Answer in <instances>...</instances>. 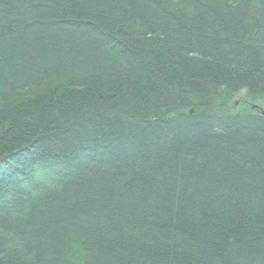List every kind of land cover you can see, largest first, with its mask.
Returning <instances> with one entry per match:
<instances>
[{"label":"trees","instance_id":"trees-1","mask_svg":"<svg viewBox=\"0 0 264 264\" xmlns=\"http://www.w3.org/2000/svg\"><path fill=\"white\" fill-rule=\"evenodd\" d=\"M264 0H0V264H264Z\"/></svg>","mask_w":264,"mask_h":264},{"label":"rangeland","instance_id":"rangeland-1","mask_svg":"<svg viewBox=\"0 0 264 264\" xmlns=\"http://www.w3.org/2000/svg\"><path fill=\"white\" fill-rule=\"evenodd\" d=\"M229 108L231 110H254L262 112L264 111V98L262 97L255 100H248L243 98V95L240 94L239 96L231 99Z\"/></svg>","mask_w":264,"mask_h":264},{"label":"water","instance_id":"water-1","mask_svg":"<svg viewBox=\"0 0 264 264\" xmlns=\"http://www.w3.org/2000/svg\"><path fill=\"white\" fill-rule=\"evenodd\" d=\"M262 112H264V111H262Z\"/></svg>","mask_w":264,"mask_h":264}]
</instances>
